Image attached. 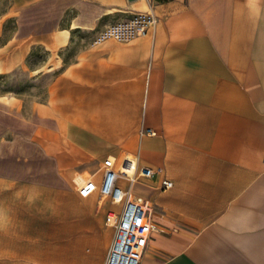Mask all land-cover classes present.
<instances>
[{
  "label": "crops",
  "instance_id": "0c3cea01",
  "mask_svg": "<svg viewBox=\"0 0 264 264\" xmlns=\"http://www.w3.org/2000/svg\"><path fill=\"white\" fill-rule=\"evenodd\" d=\"M11 8L9 42L33 38L48 50L102 16L151 9L145 34L93 41L64 64L59 82L75 90L37 103L36 117L63 137L71 179L107 155L155 171L129 191L154 225L139 264H264V0H11ZM69 9L77 13L62 25ZM99 226L89 227L93 237Z\"/></svg>",
  "mask_w": 264,
  "mask_h": 264
},
{
  "label": "rangeland",
  "instance_id": "374dc122",
  "mask_svg": "<svg viewBox=\"0 0 264 264\" xmlns=\"http://www.w3.org/2000/svg\"><path fill=\"white\" fill-rule=\"evenodd\" d=\"M76 13L67 10L61 24ZM133 13L102 16L95 26L74 30L69 45L48 50L33 38L9 42L17 18L11 0H0V264H103L104 235L114 230L107 215L118 214L120 206L97 193L92 204L77 194L64 139L47 130L51 122L42 130L35 107L52 102L55 93L73 92L59 82L64 64L100 40L106 26ZM10 98L18 105L9 104ZM92 223L100 224L97 237L89 231Z\"/></svg>",
  "mask_w": 264,
  "mask_h": 264
},
{
  "label": "built area",
  "instance_id": "2783aa9c",
  "mask_svg": "<svg viewBox=\"0 0 264 264\" xmlns=\"http://www.w3.org/2000/svg\"><path fill=\"white\" fill-rule=\"evenodd\" d=\"M155 22V16L151 9L133 13L127 21H116L106 26L100 33V39L114 37L118 40H128L147 32ZM147 133L153 131L148 129ZM128 160H117L107 155L100 163L96 171L85 174L78 171L72 177V185L80 197H89L95 193L101 197H108L112 203L120 206L117 213L109 212L107 219L115 216L111 225L114 227L113 236L108 246L103 264H139L143 251L147 244L150 232L154 225L150 220L149 208L146 201L139 197L130 196V188L140 178L150 177L155 171L149 167L133 169L131 175L124 176L119 171L120 166L126 167ZM157 169L156 172H159ZM124 178L125 184L120 183ZM164 188L171 187V182L162 180Z\"/></svg>",
  "mask_w": 264,
  "mask_h": 264
},
{
  "label": "bare ground",
  "instance_id": "6f19581e",
  "mask_svg": "<svg viewBox=\"0 0 264 264\" xmlns=\"http://www.w3.org/2000/svg\"><path fill=\"white\" fill-rule=\"evenodd\" d=\"M129 159L130 160H129L128 165L126 167H124V166L119 167V171L123 172L124 176L131 175L133 172V169L135 168L133 158L129 157ZM112 219H113V221L115 220L114 215H113Z\"/></svg>",
  "mask_w": 264,
  "mask_h": 264
},
{
  "label": "trees",
  "instance_id": "16d2710c",
  "mask_svg": "<svg viewBox=\"0 0 264 264\" xmlns=\"http://www.w3.org/2000/svg\"><path fill=\"white\" fill-rule=\"evenodd\" d=\"M8 20H10V19H8Z\"/></svg>",
  "mask_w": 264,
  "mask_h": 264
}]
</instances>
